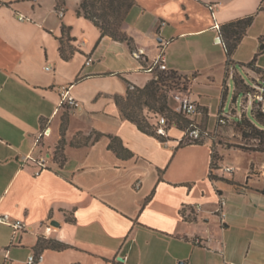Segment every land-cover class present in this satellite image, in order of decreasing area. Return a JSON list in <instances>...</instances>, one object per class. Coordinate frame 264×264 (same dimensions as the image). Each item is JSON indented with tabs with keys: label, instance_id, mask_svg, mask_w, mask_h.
Wrapping results in <instances>:
<instances>
[{
	"label": "crops",
	"instance_id": "0c3cea01",
	"mask_svg": "<svg viewBox=\"0 0 264 264\" xmlns=\"http://www.w3.org/2000/svg\"><path fill=\"white\" fill-rule=\"evenodd\" d=\"M81 1L56 9L57 0H0V214L27 225L13 234L0 223V264H30L38 254L32 264H264V151L230 160L217 140L232 121L214 141L181 144L177 126L161 140L124 119L115 102L161 72L147 69L162 49L164 71L187 82L197 105L188 119L212 131L229 77L248 85L235 66L240 43L251 34L264 49V0H133L121 25L132 48L77 15ZM249 15L228 56L215 23ZM250 68L254 81L264 74L256 60ZM65 85L76 107H59ZM106 135L132 155L119 157ZM75 138L83 140L73 145ZM60 140L62 163L54 158ZM28 153L48 156V167L35 175ZM217 192L226 199L223 230ZM42 239L61 247L40 246Z\"/></svg>",
	"mask_w": 264,
	"mask_h": 264
},
{
	"label": "trees",
	"instance_id": "16d2710c",
	"mask_svg": "<svg viewBox=\"0 0 264 264\" xmlns=\"http://www.w3.org/2000/svg\"><path fill=\"white\" fill-rule=\"evenodd\" d=\"M62 3L63 0H57L56 9H59ZM132 4L133 0H82L79 3L76 14L90 20L99 29L101 36L107 35L114 40L125 42L130 48H132V39L121 29L123 20ZM252 20L253 16L249 15L228 23H224L220 26V32L223 36L222 43L228 56L233 54L240 40L246 33L247 28L251 25ZM62 29L64 31V26H62ZM60 51L63 58H68V55H64L62 53L61 47ZM254 61L255 57L251 62L248 63V66H251ZM176 77L177 74L174 71H161L156 72L155 78L150 80L143 88L128 86L127 94L124 98L115 97V102L120 109L121 116L124 119L134 123L142 132L152 135L156 134L153 130V123L149 121V118L146 116V112L159 114L165 113L166 118L170 122H174L178 128H182L183 126L184 128L187 127L190 123L188 117L180 112L170 109L166 103V97L164 95L162 96V99L158 100L159 102H157V99H155L156 90L158 89L157 85L168 79ZM239 83L240 81L234 79V85L237 89H240L237 86ZM151 100H153V103H150ZM142 106H144V108ZM252 115L257 120L258 117L264 116V113L257 109L252 111ZM245 120L249 121L250 119H248L246 116H243L239 121L236 122H243ZM101 135L102 134L97 133L94 137V140H96ZM106 136L109 138L107 147L113 150L119 157L127 158L132 155L131 152L121 145V142L117 137L111 135ZM159 138H161V140L167 139L163 137ZM259 140L262 142V137H260ZM78 143H80L78 138H75L73 141H71V144L73 145ZM62 144L63 140H60L54 152L55 160L59 161L60 163L63 161L61 150ZM261 192L264 193V187ZM40 246L60 248L61 244H56L51 240L42 239Z\"/></svg>",
	"mask_w": 264,
	"mask_h": 264
},
{
	"label": "built area",
	"instance_id": "2783aa9c",
	"mask_svg": "<svg viewBox=\"0 0 264 264\" xmlns=\"http://www.w3.org/2000/svg\"><path fill=\"white\" fill-rule=\"evenodd\" d=\"M62 15V13H60ZM19 18H23L22 15ZM163 24V23H162ZM214 28L220 33V26L215 23ZM217 42H220L219 36H217ZM92 61L91 58H87L85 60V64H89ZM154 68L158 70L164 71L166 70V66L164 63V56L162 49L159 51V54L155 58V60L149 65V71H152ZM48 69V67H47ZM71 85H65L61 87L60 93V101L59 107L68 104L72 107H76L78 105L77 100L72 96L70 93ZM242 98L240 101V111H237L235 108H229L227 112L224 111V108L221 107L216 115H215V125L212 131L207 129L201 128L199 125L190 121L188 126L183 129L182 135L177 138L178 142L181 143L182 141H188V143L196 142L203 137H209L213 135V141L217 134V129L222 125L228 124L230 121L234 122L232 119L233 117L236 118V121H239L248 110H260L264 113V74H261L251 85H247L242 90ZM237 96V95H236ZM170 97L176 102V110L184 114L186 117H190L197 112V105L196 103L190 99L189 95L183 88H177L170 91ZM146 116L149 118V121L153 123V130L156 135L163 138H168L169 130L171 127L176 126L174 122H170L164 115L159 113H152L146 112ZM48 136V132L43 129L38 136L35 138L33 146L36 147L39 145L40 140ZM23 161H30L36 166V170L34 172L35 175H38L40 171L44 168L48 167V163L50 161L48 156L45 155H33L32 153H28L23 158ZM214 157L211 156L210 160V169L208 174H212ZM213 166V167H212ZM224 172H231L233 167L230 165L222 166ZM138 184V183H137ZM226 205L225 197L220 193L217 192V208H216V215L219 220V227L223 230L225 224V217L226 212L224 207ZM0 223L7 225L12 233H16L26 229L27 225L24 221L16 218L10 217L9 214L3 213L0 214ZM41 259V254L38 255H29L28 262L30 264L37 262ZM222 264H234L233 262L227 261L225 258L222 260Z\"/></svg>",
	"mask_w": 264,
	"mask_h": 264
},
{
	"label": "rangeland",
	"instance_id": "374dc122",
	"mask_svg": "<svg viewBox=\"0 0 264 264\" xmlns=\"http://www.w3.org/2000/svg\"><path fill=\"white\" fill-rule=\"evenodd\" d=\"M255 31L256 29H253L252 32ZM262 44H263L262 42L258 43V41L255 39L254 36L248 34V36H246L244 41L240 43L239 47L237 48L234 54V57L237 58L236 59L237 61L235 62L237 73L244 79V81H246L248 85H251L255 79L253 78L255 76L249 73L250 66H248V63L251 62L252 59L255 57L257 64L264 65V49L261 48ZM244 67H246L247 72L244 69ZM235 79L240 81V83L237 85L238 88L240 89H237L235 87L234 81L231 79V77H229L228 90L225 92L223 98V107L225 112H227L230 107L235 108L237 111H240L241 108L240 101L243 94L242 90L246 86L242 84V80H240V78H235ZM157 86L158 89L156 90L155 99H157V102H159L158 100L162 99V96L164 95L166 97V103L168 107L172 109L171 106H169V103L173 105L176 104V102L172 98L169 99L170 91L177 88L185 89L187 87V82L182 80L181 77L177 75L176 78L168 79L163 83H159ZM150 103H153V100H151ZM142 107L144 108V106ZM161 114L165 116V113H161ZM245 116L250 120L249 121L245 120L243 122H238V123L232 122L231 124L223 127L218 134L217 141L223 147L230 150L229 159L230 160L235 159L237 163H242L243 161V156L240 153L241 151L244 152L263 151L264 149V142H263L264 116L258 117L256 120L252 115L251 110H248L245 113ZM234 121H236V119H234ZM64 125H65V119L62 120L61 127L63 128ZM182 128L185 129L186 127L184 128L183 126ZM260 137H262V142H260L259 140ZM82 140L83 139H80L79 141ZM186 143H188V141L181 142V144H186ZM232 148L238 149L239 152H232L231 151ZM215 156H216V152H215Z\"/></svg>",
	"mask_w": 264,
	"mask_h": 264
},
{
	"label": "water",
	"instance_id": "95a60500",
	"mask_svg": "<svg viewBox=\"0 0 264 264\" xmlns=\"http://www.w3.org/2000/svg\"><path fill=\"white\" fill-rule=\"evenodd\" d=\"M178 264H182V262L181 261H179V263Z\"/></svg>",
	"mask_w": 264,
	"mask_h": 264
}]
</instances>
